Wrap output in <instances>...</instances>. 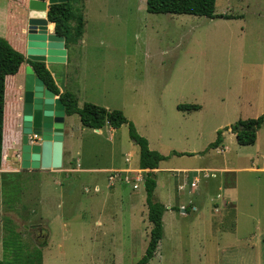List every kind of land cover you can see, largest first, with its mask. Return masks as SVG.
<instances>
[{
	"label": "rangeland",
	"instance_id": "1",
	"mask_svg": "<svg viewBox=\"0 0 264 264\" xmlns=\"http://www.w3.org/2000/svg\"><path fill=\"white\" fill-rule=\"evenodd\" d=\"M215 6L217 12L240 17L151 13L145 0H82L84 35L72 46L77 62L55 67L58 83L81 90V100L122 110L150 148L166 156L154 172V199L166 208L163 235L147 264H264V170H248L264 167V124L258 129V152L252 145L241 149L250 157L238 153L241 146L227 132L223 134L227 153L209 147L217 130L232 123L217 128L219 119L235 121L246 113L264 112V0H216ZM18 45L23 51V43ZM18 77L22 82L24 76ZM21 87L23 91V82ZM250 97L255 98V108L246 105ZM178 104L203 107L186 111ZM11 120L7 119L4 134L10 147L0 163V259L4 253L35 251L46 240L42 264L135 263L145 251L151 227L143 188L132 190L117 183L118 202L102 212L96 199L105 193L102 171L7 173L2 189V172L21 170V127L12 126ZM72 127L76 137L81 135V143L72 142L83 165L124 166L127 153L131 165L138 162L139 148L129 137L127 124L115 133L121 143L106 129L97 133L80 125L77 115ZM204 165L239 168L229 178L226 173V181L236 186L235 217H214L218 214L210 198H216L218 184L213 192L205 189L206 181L217 180L222 173L215 178L200 176L197 187L188 192L189 180L181 169ZM84 175L103 183L99 192ZM184 181L185 188L179 190ZM191 199L198 210L182 213L179 203L189 205ZM134 202L139 203L133 206ZM96 219L102 224L96 225ZM11 230L23 248H3V238Z\"/></svg>",
	"mask_w": 264,
	"mask_h": 264
},
{
	"label": "trees",
	"instance_id": "2",
	"mask_svg": "<svg viewBox=\"0 0 264 264\" xmlns=\"http://www.w3.org/2000/svg\"><path fill=\"white\" fill-rule=\"evenodd\" d=\"M215 2L216 0H145L146 10L151 13L188 14L209 18L236 17L232 14L217 13ZM81 3L82 0H66L65 2L49 5L47 18L50 22L54 23V31L64 36L66 46L77 42L83 35L85 20L80 10ZM24 62V55L16 50L5 38L0 37V163L2 160H5L7 156L6 149L9 146V142L6 143L3 134L6 77L16 74ZM28 63L33 67L35 74L43 80L45 85L59 96L65 106V114H77L81 125L92 129H100L105 125L112 128H118L123 124L128 125L129 137L139 146V167L147 169L144 178V190L145 202L148 209L147 219L151 224L145 251L133 264H147L155 255L159 241L163 235L162 215L166 208L161 202L153 198L156 187L153 169L157 168L159 162L165 159L166 156L149 148L147 139L137 133L133 123L125 116L122 110L107 109L104 106L92 102H84L82 106H79L77 97L72 92L68 90L63 92L59 91L52 74L44 62L28 60ZM198 107L197 104L177 105V108L181 110L197 109ZM263 123L264 112L257 117L239 119L230 126L217 130L216 138L210 143L209 147L215 148L220 145L223 140L222 132L228 128L235 133L238 144H254L257 131ZM174 153L177 155L184 154L177 151H174ZM20 172H27V169L2 172V189H5L3 179L5 180L4 177L7 173ZM44 245H46V240H43L39 246H35V251H32L34 250L32 249L14 252L12 254L4 253V258L0 259V264H42L41 248ZM3 248L12 250L23 248V244L15 237L14 230L5 234Z\"/></svg>",
	"mask_w": 264,
	"mask_h": 264
},
{
	"label": "crops",
	"instance_id": "3",
	"mask_svg": "<svg viewBox=\"0 0 264 264\" xmlns=\"http://www.w3.org/2000/svg\"><path fill=\"white\" fill-rule=\"evenodd\" d=\"M81 10V7H80ZM217 12V11H216ZM27 13H28V0H0V37L5 38L16 50L20 51L24 56H25V50H26V37H25V31H26V20H27ZM217 13H227V12H217ZM228 14V13H227ZM238 16V17H237ZM205 17V16H204ZM239 15H236V17H232V18H239ZM209 18V17H207ZM216 18H224V17H216ZM214 19V18H211ZM85 27V24H84ZM48 32H54V23L53 22H48ZM84 35V32H83ZM82 37L78 40L81 43V39ZM17 42V43H16ZM21 44L23 43V51H21L19 49V45L18 43ZM76 43V42H75ZM74 43L69 44L68 46L65 45L66 47V60L65 62H56V63H45V66L48 68V70L50 71V73L52 74V77L55 81V84L57 85V87L59 88L60 92L63 91H70L72 92L76 97H77V103L79 106H81V102H95L91 99H82L81 100V90L79 89H70L68 86V82H66L65 84L63 83H58L56 81V69L55 67H59L57 65H61V66H68L71 63L77 62L75 61L77 59L75 52L72 50V46ZM239 58H234L235 61H238ZM235 66L237 67H241L239 62H235ZM26 64L28 63V60H25V62L21 65L19 71L14 74V75H8L6 77V87H5V107H4V124H3V134H5V125L7 123V119L11 118V122H12V126H14L15 123H17V126L20 127L21 124V106H22V82L19 81V74H22L24 76V67ZM222 67L223 65L220 64ZM224 68V67H223ZM233 68H235L233 66ZM232 68V69H233ZM225 73L226 76H228L230 73L229 71H227L225 68ZM24 80V78H23ZM255 98L250 97L247 99L246 101V105L249 106V108H255ZM261 102V100H260ZM258 103V101H257ZM99 104V103H98ZM101 106H104L107 109H110L109 105L107 104H103L100 103ZM198 105V104H197ZM199 107L197 109H191V110H186V111H192V110H202L201 105H198ZM181 110V109H180ZM209 110V109H207ZM73 115H77V114H72V115H66L64 117V131H63V155H62V166L58 169H47V171L49 172H61V171H65V172H71L73 170L75 171H81L83 173H88V172H94V171H102L106 173V184H104V188H105V193L100 197V198H96L98 201L100 202L101 208H100V212H102V208H107L108 206H111L112 203L118 202V198L120 197V192L118 191L116 185L117 183L119 184H127L128 186H130L128 183L124 182L123 180H115L114 182H112L111 184L109 183V179H108V175L109 173L114 170V169H124L127 170V168H140L138 162L133 166L130 163L125 161L126 158V154L124 156V162L126 163V165L122 166V165H116L114 167L111 168H103V167H95L93 165H88L85 166L82 164V158L80 159L79 157L76 158V154H78V151H75V148L77 146H75V144L72 142L73 139L80 140V134L79 136L76 137V134L74 132V128L72 127V122H73ZM78 116V115H77ZM259 116V115H258ZM253 117H257V114L254 113H246L241 115L240 117L237 116L235 121H226L223 122L221 119H219V123H217V128L223 126L224 124H226L227 122H236L239 119H245V118H253ZM79 119V116H78ZM80 121V119H79ZM231 123V124H232ZM264 124V123H263ZM262 124V125H263ZM81 125V122H80ZM124 125V124H123ZM261 125V126H262ZM83 126V125H82ZM85 127V126H84ZM121 127V126H120ZM112 128L108 125L95 130V132L97 133H101L103 131V129H106L109 133H110V138L117 139V143H121V139L117 136V130L120 128ZM79 132L81 133V126L78 128ZM230 133V137H233L235 142L238 144L235 133H233L231 131L230 128L224 130L222 132V136H223V140L221 142L220 145H218L217 147L213 148L216 149V152L220 151L222 152L221 154H224L225 152L227 153L229 151V147L227 145H223L224 143V133ZM148 141V140H147ZM257 141H258V131H257V137L255 140L254 144H251L254 147V151L258 152V146H257ZM9 142V141H8ZM14 142V140L11 141V143ZM10 143V142H9ZM137 145V144H136ZM149 145V142H148ZM240 145V144H238ZM138 146V145H137ZM241 148L238 150V153L243 154V155H249L248 152H244L241 149H243L242 147L247 146V145H240ZM81 147V146H80ZM220 147H222L223 149H219ZM139 148V146H138ZM150 148V146H149ZM151 149V148H150ZM157 151V150H156ZM184 152V151H183ZM190 153V152H189ZM220 154V153H219ZM124 155V154H123ZM164 155V154H163ZM183 155V154H182ZM224 156V155H223ZM262 159L264 160V154L261 155ZM139 161V160H138ZM79 162H81V164H79ZM161 162V161H160ZM67 163H70V166L65 167L64 165H67ZM63 167V168H62ZM158 167L153 169V172L157 171ZM239 169L237 167H235L234 165H220V166H207L204 165L203 167H187V168H182L181 170L183 172H185V178L189 180V186L191 181H194L196 179H198V182L200 181V176L203 178H215L217 176V173L220 172L222 173V175H224L223 177H219L217 180H210V181H206L204 183L205 185V189L207 190V192H209L210 190H212V192L215 190V186L218 184L217 186V190L216 191V198H210L212 201V210L215 212V214H218L214 217L218 218L219 220L221 219H225L227 217H235V212H236V205L235 202H237L236 200V195L234 194V190L236 189L235 184L233 183V181H229L227 182L226 180V173H228V178L231 177V173L236 172V170ZM40 170V169H39ZM147 170V169H146ZM187 170L190 171V175L187 174ZM248 170H260L263 171L264 167H259V168H254L252 166L248 167ZM16 171H20V170H16ZM32 170L27 169V172H30ZM204 173H208V174H213V175H209L207 177H204L203 174ZM194 174V175H192ZM202 174V175H200ZM192 176V178H191ZM84 179L85 181L89 182H93V190L95 192H99L102 186V182L99 181V179H94L93 181H91L92 179H87L84 175ZM85 184V183H83ZM186 186V181H184V185L182 189L179 190H183ZM116 187V189H115ZM131 187V186H130ZM143 188L144 190V182L136 189L132 190H138L140 188ZM197 187V185H196ZM196 187H191L189 188L190 191H188L189 193H192L193 190ZM84 191H88V187L84 186ZM223 192V195H222ZM144 196H145V190H144ZM154 198V195H153ZM218 199V200H217ZM155 200V199H154ZM87 202H96L95 200H88ZM189 205L184 204L183 202L179 203V207H181V212L184 213L182 211V208L186 211H196L198 210V207H196V204H193L192 199L189 200ZM139 202H134V204H132L133 206H137ZM148 211V209H147ZM165 212V210H164ZM164 212L162 215V221H163V216H164ZM233 212V215H232ZM231 213V215H230ZM140 215H143L144 212L140 211L139 212ZM232 224L234 223V219H232ZM95 224L96 225H101L102 221L100 219H96L95 220ZM233 228V226L231 227Z\"/></svg>",
	"mask_w": 264,
	"mask_h": 264
},
{
	"label": "water",
	"instance_id": "4",
	"mask_svg": "<svg viewBox=\"0 0 264 264\" xmlns=\"http://www.w3.org/2000/svg\"><path fill=\"white\" fill-rule=\"evenodd\" d=\"M66 0H28L25 60L65 62V38L48 32L50 4ZM65 106L58 95L26 64L19 141L20 169H58L62 166ZM97 130V129H95ZM182 211L185 210L182 208Z\"/></svg>",
	"mask_w": 264,
	"mask_h": 264
},
{
	"label": "built area",
	"instance_id": "5",
	"mask_svg": "<svg viewBox=\"0 0 264 264\" xmlns=\"http://www.w3.org/2000/svg\"><path fill=\"white\" fill-rule=\"evenodd\" d=\"M9 147L10 146H8L7 148ZM19 154L20 153H18V158H19ZM130 158H131L130 153H128L126 155L125 161L130 163L131 161ZM146 171L147 170L143 168H127V170L114 169L108 175L109 183L111 184L115 180L119 179L128 183L133 189H136L144 182ZM209 175H213V174H208V173L203 174L204 177H207ZM197 181L198 179L191 181L190 186L192 188L196 187ZM182 188L183 186H180V189Z\"/></svg>",
	"mask_w": 264,
	"mask_h": 264
}]
</instances>
